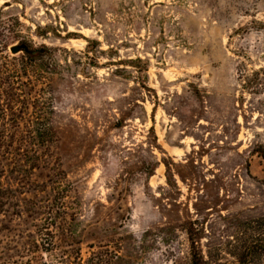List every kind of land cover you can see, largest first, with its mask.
Instances as JSON below:
<instances>
[{
    "label": "rangeland",
    "instance_id": "374dc122",
    "mask_svg": "<svg viewBox=\"0 0 264 264\" xmlns=\"http://www.w3.org/2000/svg\"><path fill=\"white\" fill-rule=\"evenodd\" d=\"M261 148L264 0H0V264H264Z\"/></svg>",
    "mask_w": 264,
    "mask_h": 264
},
{
    "label": "trees",
    "instance_id": "16d2710c",
    "mask_svg": "<svg viewBox=\"0 0 264 264\" xmlns=\"http://www.w3.org/2000/svg\"><path fill=\"white\" fill-rule=\"evenodd\" d=\"M27 55L31 56L33 54H35L36 52H32L28 53L27 51L25 52ZM260 157L264 160V148H261L258 152H257ZM254 248L253 247H247L245 249V252L242 253L238 259H237V264H250V258L249 256L251 254H253L254 252ZM190 256H191V264H204L203 258L201 257L200 253H198L194 247V243L193 241H191V250H190Z\"/></svg>",
    "mask_w": 264,
    "mask_h": 264
},
{
    "label": "water",
    "instance_id": "95a60500",
    "mask_svg": "<svg viewBox=\"0 0 264 264\" xmlns=\"http://www.w3.org/2000/svg\"><path fill=\"white\" fill-rule=\"evenodd\" d=\"M19 51H20V48L18 47H13L11 50L12 54H17Z\"/></svg>",
    "mask_w": 264,
    "mask_h": 264
}]
</instances>
